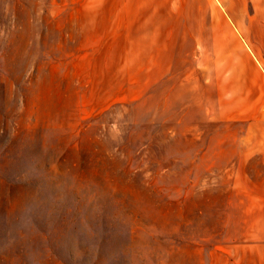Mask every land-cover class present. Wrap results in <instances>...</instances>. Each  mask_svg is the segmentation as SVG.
Wrapping results in <instances>:
<instances>
[{"label":"rangeland","instance_id":"374dc122","mask_svg":"<svg viewBox=\"0 0 264 264\" xmlns=\"http://www.w3.org/2000/svg\"><path fill=\"white\" fill-rule=\"evenodd\" d=\"M209 1L0 0V264H264V18L192 49Z\"/></svg>","mask_w":264,"mask_h":264},{"label":"crops","instance_id":"0c3cea01","mask_svg":"<svg viewBox=\"0 0 264 264\" xmlns=\"http://www.w3.org/2000/svg\"><path fill=\"white\" fill-rule=\"evenodd\" d=\"M51 1V0H45ZM85 4H88V11H93L92 17L97 19L103 17L100 14V9H97V3H101V0H78ZM220 8L215 7L211 3V8L209 11L204 12L206 17L211 20L210 26L207 27V30L204 32H191L185 33L189 38H191V44H204V45H212L210 47L203 46L197 47L193 46L192 49H213V50H222V49H232V48H240L241 47V35H245L244 23H242V19L249 16V18H264V0H219ZM170 2V1H169ZM251 8L255 14L247 15L249 7ZM154 8V9H153ZM153 9L147 16H142L143 22L148 20L149 24V33L152 36L151 41L153 44L159 45L158 49H165L166 41L165 38L167 35H174L180 37L181 29L176 28L177 26H170L168 20L181 19L182 11L180 9L169 10L167 13L163 12L165 8H161L160 6H151ZM162 10V12H160ZM98 11V13H97ZM204 11V10H202ZM132 18V16L130 17ZM258 25L257 34H264V27H259ZM255 33V32H254ZM256 34V33H255ZM261 34V35H262ZM257 40H259L257 38ZM231 44V46H230ZM230 46V47H229ZM255 50L258 49V43L255 41Z\"/></svg>","mask_w":264,"mask_h":264}]
</instances>
